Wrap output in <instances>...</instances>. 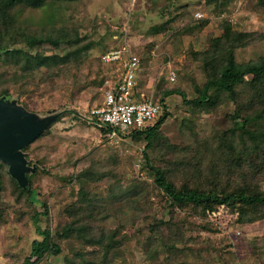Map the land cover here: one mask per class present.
I'll return each instance as SVG.
<instances>
[{"label": "rangeland", "instance_id": "obj_1", "mask_svg": "<svg viewBox=\"0 0 264 264\" xmlns=\"http://www.w3.org/2000/svg\"><path fill=\"white\" fill-rule=\"evenodd\" d=\"M11 14L65 39L31 46L19 34L0 37V97L36 121L52 119L24 149L37 165L35 196L21 190L9 166L3 173L0 264H22L30 255L33 264H264L263 207L174 205L147 164L144 135L109 137L90 115L130 54L139 57L138 88L157 100L176 87L195 97L207 79L201 52L229 29L250 33L235 51L239 62L262 59L263 0H22ZM124 48L120 59L103 58ZM69 50L79 52L56 64L55 55ZM250 80L238 85L246 106L223 92H214L207 108L178 94L165 99L157 117L166 112V119L146 150L151 163L177 185L264 191V157L243 154V131L234 127L255 108L252 92L244 91ZM37 213L57 253L32 255L33 241L43 238Z\"/></svg>", "mask_w": 264, "mask_h": 264}, {"label": "trees", "instance_id": "obj_2", "mask_svg": "<svg viewBox=\"0 0 264 264\" xmlns=\"http://www.w3.org/2000/svg\"><path fill=\"white\" fill-rule=\"evenodd\" d=\"M21 1L22 0H0V37L19 34L22 42L31 46L39 45L46 41L58 45L63 39H65V36H59V34L54 33L51 29L42 32L39 30H32L28 26L19 24L11 14V7ZM231 31L232 29H229L230 34L228 33L226 37H216L211 48L201 52L199 59L202 62L204 60V64L208 67L205 69L207 72V79L204 81L203 85L198 87L197 95L195 97L191 99L188 98L184 89L176 87L164 90L158 101L164 107L165 99L173 94H178L182 96L184 102L191 103L194 106L207 108L214 102V92H223L227 94L230 99L238 100L240 104L246 106L249 104V101H247L246 98L243 101L240 100V97L244 94H241L243 92L238 89V85L244 83L248 75H253L254 80L248 82L252 89L247 87L244 91L249 94L252 92L251 99L254 102L252 107L255 106V108L252 110L245 109L248 112L247 116L241 120L236 119L234 127L235 129H241L243 131L241 132L239 140V142H243L242 145L246 147L243 154L249 156L251 152H256L262 154L264 157V130L261 129L263 128L262 123L264 122L261 121L264 120V56L258 61L239 62L236 59L235 51L238 47L244 46L249 42L248 38L250 37V33ZM78 52L79 50L76 52L69 50L63 56H58L56 54L55 62L56 64H60L63 61H68L72 55L76 56V53ZM40 57L43 60L45 58L41 55ZM166 116L167 113L164 112V114L152 119L142 128L132 129L130 132L125 133L133 132L136 136L144 135L146 140L145 154L147 164L150 169L154 171L156 184L167 194L171 203L174 205H193L202 208L203 210L213 209L221 204H227L229 206L237 205L249 209H256L257 207L264 208V191L256 184L253 188L243 186L242 188L232 190H218L198 183H184L177 185L174 181L168 179L161 166L151 163L146 151L153 146L157 131L166 119ZM236 116L238 118L240 114L238 113ZM253 127L255 128L253 129ZM101 128L107 135L108 128L104 126ZM43 132L44 130L37 137ZM36 138L30 143L35 141ZM245 140H249L251 145L248 146ZM30 143L21 148V152L26 158L28 166V169L25 171L26 179L21 181L12 175L7 164L5 169L8 167L10 175L15 182L20 185L21 190L32 198L35 196L34 190L31 188L32 174L37 170V165H31L24 152V149ZM261 166L264 169V161ZM5 169L3 172L0 170V182L3 180L4 174L2 173H4ZM41 214L42 213H37L34 216L36 229L41 235H43L42 239L35 240L32 244V255H36L37 257H41L46 252L57 253L60 249L58 244L51 243L50 230L43 228L40 225ZM43 214H47V208L43 211ZM253 218L254 217L251 219ZM33 263L34 261L31 255L27 256L22 262V264Z\"/></svg>", "mask_w": 264, "mask_h": 264}, {"label": "built area", "instance_id": "obj_3", "mask_svg": "<svg viewBox=\"0 0 264 264\" xmlns=\"http://www.w3.org/2000/svg\"><path fill=\"white\" fill-rule=\"evenodd\" d=\"M197 16H202V13L197 12ZM124 50L126 48L113 50L103 55V58L106 61L120 59ZM138 67L139 57L130 54L119 80L106 89L100 105L90 110L93 121L100 127L108 128L109 137H117L120 133L142 128L161 112L160 102L137 87Z\"/></svg>", "mask_w": 264, "mask_h": 264}, {"label": "water", "instance_id": "obj_4", "mask_svg": "<svg viewBox=\"0 0 264 264\" xmlns=\"http://www.w3.org/2000/svg\"><path fill=\"white\" fill-rule=\"evenodd\" d=\"M51 120L36 121L33 112L0 98V158L19 180L26 179L28 169L21 148L36 138Z\"/></svg>", "mask_w": 264, "mask_h": 264}, {"label": "flooded vegetation", "instance_id": "obj_5", "mask_svg": "<svg viewBox=\"0 0 264 264\" xmlns=\"http://www.w3.org/2000/svg\"><path fill=\"white\" fill-rule=\"evenodd\" d=\"M1 99H4V98H2V97H0ZM5 100V99H4ZM6 162L5 161H3L1 158H0V170H2V172H3V170L5 169V166H6ZM8 165V164H7ZM9 166V165H8ZM3 174V173H2Z\"/></svg>", "mask_w": 264, "mask_h": 264}]
</instances>
